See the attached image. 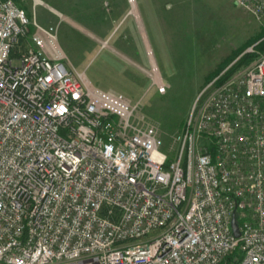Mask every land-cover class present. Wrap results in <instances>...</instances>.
Listing matches in <instances>:
<instances>
[{
	"label": "built area",
	"instance_id": "obj_1",
	"mask_svg": "<svg viewBox=\"0 0 264 264\" xmlns=\"http://www.w3.org/2000/svg\"><path fill=\"white\" fill-rule=\"evenodd\" d=\"M218 80L171 155L54 26L0 0V264H264V52Z\"/></svg>",
	"mask_w": 264,
	"mask_h": 264
},
{
	"label": "rangeland",
	"instance_id": "obj_2",
	"mask_svg": "<svg viewBox=\"0 0 264 264\" xmlns=\"http://www.w3.org/2000/svg\"><path fill=\"white\" fill-rule=\"evenodd\" d=\"M15 1L33 23L57 29L69 65L137 104V119L156 129L171 155L206 85L264 52V9L254 13L238 0ZM152 60L164 93L152 84Z\"/></svg>",
	"mask_w": 264,
	"mask_h": 264
},
{
	"label": "water",
	"instance_id": "obj_3",
	"mask_svg": "<svg viewBox=\"0 0 264 264\" xmlns=\"http://www.w3.org/2000/svg\"><path fill=\"white\" fill-rule=\"evenodd\" d=\"M232 226H233V230L236 236H240V229L238 226V223L236 221V213H233V218H232Z\"/></svg>",
	"mask_w": 264,
	"mask_h": 264
},
{
	"label": "trees",
	"instance_id": "obj_4",
	"mask_svg": "<svg viewBox=\"0 0 264 264\" xmlns=\"http://www.w3.org/2000/svg\"><path fill=\"white\" fill-rule=\"evenodd\" d=\"M260 47H261V49H264V39L260 42ZM237 253L238 252H236L235 254H237ZM232 259H233V255H230L224 259L222 264H230Z\"/></svg>",
	"mask_w": 264,
	"mask_h": 264
}]
</instances>
